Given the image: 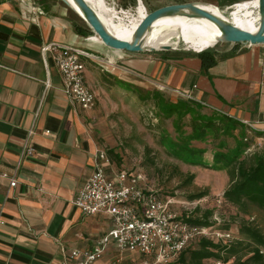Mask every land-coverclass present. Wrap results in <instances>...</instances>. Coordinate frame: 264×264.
Segmentation results:
<instances>
[{
	"label": "crops",
	"instance_id": "0c3cea01",
	"mask_svg": "<svg viewBox=\"0 0 264 264\" xmlns=\"http://www.w3.org/2000/svg\"><path fill=\"white\" fill-rule=\"evenodd\" d=\"M36 7L0 2V264H64L62 247L89 249L113 226L109 215L86 217L73 204L96 169L94 156L102 145L95 109L83 111L70 102L56 65L57 44L109 48L96 34L78 35L66 9ZM47 45L53 47L44 57ZM208 51L216 60L208 69L201 52H149L126 58L127 68L118 67L115 75L223 114L243 125L252 145L264 143V45L220 43ZM90 63L86 82L100 92L103 77ZM30 130L34 152L20 161Z\"/></svg>",
	"mask_w": 264,
	"mask_h": 264
},
{
	"label": "rangeland",
	"instance_id": "374dc122",
	"mask_svg": "<svg viewBox=\"0 0 264 264\" xmlns=\"http://www.w3.org/2000/svg\"><path fill=\"white\" fill-rule=\"evenodd\" d=\"M2 1L7 0H0ZM244 1L252 0H106L109 7L117 13V18L122 19L123 25L137 17L140 3H143L148 14L159 8L180 3L203 2L213 5L206 6L208 8L220 10L219 8L227 9ZM26 2L35 4L42 11L66 9L73 26H82L89 30L88 34L82 37L88 39L95 35L61 0ZM188 48V45L180 42L177 48L169 53L176 56L178 53L192 52ZM82 50L92 58L91 67L103 77V90L95 92L97 103L94 108V126L102 149L109 152L114 167L143 174L147 189L160 194L165 200L172 201L173 211L179 214L184 215L192 211L190 217L196 218L203 216L207 211H213L211 221L216 223L215 230L230 232V245L241 242L246 247L251 244L250 240L240 233V227L244 223L252 224L264 234V211L250 205L248 214H244L224 203L223 194L230 185L228 170L213 169V166L217 165L218 155L222 156L223 160H242L254 154H264V149H257L252 154L247 153V143L244 141L246 130L223 114L202 109V106L194 103L176 102L167 94L128 83L123 81V77L118 79L115 75L118 67L127 68L125 62L128 57L149 52L162 54L168 51L114 53L118 51L104 47L99 50L92 46ZM118 54L123 56L122 59L115 58ZM203 117L214 120L218 124L217 128L207 129L202 134L193 120ZM188 150L194 152L192 158L190 155L177 157L184 152L186 154ZM110 151L114 153L111 154ZM191 160L202 162L204 166L195 165ZM219 166L223 168L224 165L221 163ZM203 192L208 195L202 199H191ZM226 227L229 230L224 229ZM110 257L111 253L108 252L103 259L107 261ZM123 258L126 264H154L139 253L125 252ZM234 260L232 258L227 264H233Z\"/></svg>",
	"mask_w": 264,
	"mask_h": 264
},
{
	"label": "built area",
	"instance_id": "2783aa9c",
	"mask_svg": "<svg viewBox=\"0 0 264 264\" xmlns=\"http://www.w3.org/2000/svg\"><path fill=\"white\" fill-rule=\"evenodd\" d=\"M19 2L32 11L37 9L33 4H27L26 0ZM56 46L60 49L56 65L65 95L81 110H93L97 96L85 79L86 62L92 58L73 45ZM52 47L47 45L42 48L44 57ZM49 85L47 81L46 88ZM174 92L187 99L191 98L188 92ZM32 135L33 130H30L22 145L20 161L34 152L30 143ZM244 141L249 145L247 153L252 154L255 150L264 148L263 142L252 145L249 137H245ZM94 160L96 169L78 189L73 204L86 217L101 213L109 215L113 226L89 249L67 252L62 247L64 264H126L123 258L125 252L139 253L154 264H172L184 250L200 239L222 244L232 242L230 232L189 223L187 220L191 218L192 211L184 215L173 211L172 201L147 189L143 174L115 168L105 150L97 151ZM3 176L8 178L6 174ZM17 184L18 180L12 177L10 188H15ZM111 246L112 252L109 251ZM108 252L111 257L104 261V255Z\"/></svg>",
	"mask_w": 264,
	"mask_h": 264
},
{
	"label": "trees",
	"instance_id": "16d2710c",
	"mask_svg": "<svg viewBox=\"0 0 264 264\" xmlns=\"http://www.w3.org/2000/svg\"><path fill=\"white\" fill-rule=\"evenodd\" d=\"M74 28L77 34L81 36L88 34L89 31L82 26L74 25ZM200 57L204 69H208L216 63L214 56L208 50L201 52ZM193 121L202 134L207 129H216L218 126L214 120L204 119V117ZM234 123L240 128L243 127L239 122L234 121ZM110 153L113 154L114 152L110 151ZM192 154L194 152L188 150L186 154L184 152V154L177 157L190 155V158H192L194 156ZM223 161L228 160H223L222 156H216L217 165L213 166V169L228 170L230 185L223 194L224 203L244 214H248L250 205L264 211V154H254L242 160ZM191 162L195 165L204 166L202 162H193L192 160ZM221 163L224 165L223 168L219 166ZM207 195V192H203L191 197V199H202ZM212 216L213 211H207L203 216L192 217L187 221L198 227L215 229L216 223L211 221ZM224 229L229 230L228 227ZM240 233L250 240V245L245 247L241 242L230 245L200 239L184 250L172 264H213L214 262L227 264L232 258L235 259L233 264H264V234L261 230L250 223H244L240 227Z\"/></svg>",
	"mask_w": 264,
	"mask_h": 264
},
{
	"label": "bare ground",
	"instance_id": "6f19581e",
	"mask_svg": "<svg viewBox=\"0 0 264 264\" xmlns=\"http://www.w3.org/2000/svg\"><path fill=\"white\" fill-rule=\"evenodd\" d=\"M71 10L86 23L81 10L73 0H67ZM102 21L106 29L115 37L132 42L134 34L140 22L147 16L143 3H140L137 17L129 21L127 25L121 24L122 19L117 18V13L109 7L106 0H86ZM203 8L211 11L220 18L238 26V28L252 33L258 31L260 24L258 0L244 1L227 9H214L206 6H213L203 2H196ZM87 24V23H86ZM223 33L219 27L203 18H188L184 16L166 15L154 22L148 30L144 40V49L161 50L170 46L174 50L178 43L182 42L189 46V51L203 52L214 48L222 39Z\"/></svg>",
	"mask_w": 264,
	"mask_h": 264
},
{
	"label": "water",
	"instance_id": "95a60500",
	"mask_svg": "<svg viewBox=\"0 0 264 264\" xmlns=\"http://www.w3.org/2000/svg\"><path fill=\"white\" fill-rule=\"evenodd\" d=\"M68 7L69 2L67 0H61ZM77 7L84 14L87 25L90 29L102 40L103 45L107 48L128 53H143L146 51H156L155 49L147 50L143 47V40L152 27L155 21L166 15L170 16H184L188 18H203L215 23L222 31L223 36L219 41L220 43H228L232 45H264V0H258L259 2V14L260 24L256 33L249 32L247 30L238 28V26L228 22L224 18H220L211 11L203 8L196 2L180 3L174 5H168L159 8L151 13L140 22L132 42L122 40L112 35L102 21L96 14V11L86 0H73ZM35 7L36 5L33 4ZM37 8V7H36ZM70 8V7H69ZM71 9V8H70ZM161 50L173 51L170 46H165Z\"/></svg>",
	"mask_w": 264,
	"mask_h": 264
}]
</instances>
